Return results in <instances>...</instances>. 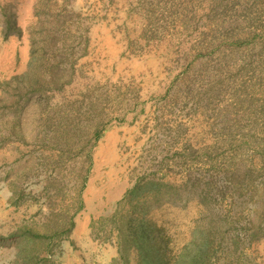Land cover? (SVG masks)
<instances>
[{"label": "rangeland", "instance_id": "obj_1", "mask_svg": "<svg viewBox=\"0 0 264 264\" xmlns=\"http://www.w3.org/2000/svg\"><path fill=\"white\" fill-rule=\"evenodd\" d=\"M142 219L152 256L199 227L204 264H264V0H0V264L26 230L142 264Z\"/></svg>", "mask_w": 264, "mask_h": 264}, {"label": "trees", "instance_id": "obj_2", "mask_svg": "<svg viewBox=\"0 0 264 264\" xmlns=\"http://www.w3.org/2000/svg\"><path fill=\"white\" fill-rule=\"evenodd\" d=\"M42 60V58H41ZM65 69L62 70V76H65ZM100 133H98L96 139ZM85 186V183L84 185ZM74 217H70L68 224L65 227L59 228L54 235H65L69 234L74 227ZM144 219H142L138 225L135 227L129 226V231L132 233L133 238L131 242L134 243L140 250L142 264H179L178 262H172L171 258L161 259L157 255L152 256L151 252V242L153 241L152 233L157 230L154 223L148 224ZM199 236V241L194 239L192 241L191 252H187L182 256L183 264H204L209 251L211 250L212 241L210 236L205 233V229L197 228L195 232ZM54 235L49 236L34 232L32 230H26L23 235H17L21 237L19 240V256L22 258L23 264H44L48 261V257L43 256L40 259L39 255L34 252L37 249L44 250L48 253L52 250L53 242L51 241ZM43 261V262H42ZM42 262V263H41Z\"/></svg>", "mask_w": 264, "mask_h": 264}]
</instances>
